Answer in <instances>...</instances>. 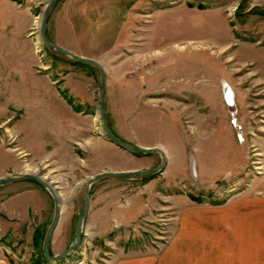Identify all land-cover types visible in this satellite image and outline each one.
Instances as JSON below:
<instances>
[{
    "label": "rangeland",
    "instance_id": "1",
    "mask_svg": "<svg viewBox=\"0 0 264 264\" xmlns=\"http://www.w3.org/2000/svg\"><path fill=\"white\" fill-rule=\"evenodd\" d=\"M47 1H32L39 11L29 31L39 67L57 76L66 69L61 67L62 60H73L39 39V15ZM77 1L92 20L88 28L81 29H88L89 34L74 35L65 23L55 25V14L65 20L66 7L76 16L77 5L73 3ZM51 10L45 25L48 40L100 59L112 133L131 146L160 147L166 162L153 174L94 181L82 242L58 261L46 260L42 251L43 237L54 214L50 193L33 180L0 185L1 261L105 264L109 250L125 242L128 233L129 245L153 239L159 247L176 229L184 196L223 201L264 174L257 141L264 140V0H59ZM73 71L86 77L77 86L83 93L90 90L96 109H92L90 122L97 124L99 131L92 129L103 138L97 110L99 74L89 64L75 65ZM227 94L234 103L229 109ZM14 116L18 117V112ZM0 126L2 176L35 172L56 188L60 216L50 253L58 254L74 241L87 178L100 165L122 161L126 153L105 137L91 136L92 150L74 146L67 161L71 164L58 167L41 145L37 151L44 155L43 162L22 150L24 144L9 120ZM230 127L234 128V139ZM135 157L140 158L139 164L150 160L146 168L161 162L158 152ZM17 160L22 167L14 171L11 167L18 164ZM142 184L149 186L152 218L134 217L129 210L133 206H127ZM109 202L112 207L104 209ZM95 215L108 216L111 221L104 224ZM104 225L113 230L106 233ZM136 230L138 237L133 235Z\"/></svg>",
    "mask_w": 264,
    "mask_h": 264
},
{
    "label": "crops",
    "instance_id": "2",
    "mask_svg": "<svg viewBox=\"0 0 264 264\" xmlns=\"http://www.w3.org/2000/svg\"><path fill=\"white\" fill-rule=\"evenodd\" d=\"M32 1L0 0V125L9 120L11 126L17 128L18 140L24 144L21 149L26 150L32 159L43 160L44 155L37 151L41 145L42 149L49 151L53 165L65 168L71 164L67 161L74 146L81 150H92L91 136L99 137L98 133L94 132L99 131L96 129L97 124L90 122L91 114L96 110L90 90L83 93V89L81 91L80 86H77L78 82L86 77L73 71L75 65L82 66L87 63L62 54L73 62L62 60L64 62L60 63L61 67L66 69L61 71V75H49L47 69L39 67L30 35L39 10L33 8L35 6ZM78 3L79 1L73 3L77 5L74 8L77 10L76 16L66 7L65 12H68L65 20L60 19V14L57 13L55 25L60 27L61 23H65V27L72 30L74 35L80 32L89 34L88 29H81L88 28L92 20L88 18V11H84L85 8L82 4L79 7ZM112 5L115 10L116 2ZM109 8L112 9L111 6ZM52 12L53 10L50 11L49 17ZM46 35L48 37V34ZM68 50L91 57L71 48ZM96 60L101 64L100 59ZM232 92L235 98L236 91L233 89ZM15 112H18V117L14 116ZM230 132L231 138L234 139L233 127H230ZM262 140L263 137L257 141L260 142L264 169ZM9 151L7 153L10 156ZM122 151L126 153V156H122V161L114 160L111 164L100 165L97 172L148 167L150 160L139 164L140 158L135 157V154L125 149ZM55 158H58L57 161ZM17 161L18 164L11 167L14 171L22 167V162ZM3 174L1 171L0 176ZM147 187L148 184H142L139 191L132 194L128 200L127 206H133L129 210L134 217L152 218L150 215L153 214V206L150 205ZM24 192L26 191L20 193ZM181 201L176 229L170 233L165 244L156 247L153 239H146L129 245L128 233L125 242L109 250L110 258L106 259L105 264H264V174L249 182L240 193L223 201L193 200L187 196ZM110 204H105L104 209L109 210L112 207ZM95 217L104 224L111 221L108 216ZM104 226V230H108L106 233L113 230L112 227ZM136 231L133 235L138 237L140 234ZM0 264L9 263L0 260Z\"/></svg>",
    "mask_w": 264,
    "mask_h": 264
},
{
    "label": "water",
    "instance_id": "3",
    "mask_svg": "<svg viewBox=\"0 0 264 264\" xmlns=\"http://www.w3.org/2000/svg\"><path fill=\"white\" fill-rule=\"evenodd\" d=\"M58 1L59 0H48L44 9L41 11L39 15L37 32H38L40 41L46 47L53 49L56 52H59L61 54H65L76 61L90 64L97 70L99 77H100L97 110H98V116L100 119L101 131H102L103 136L107 138L110 142L115 144L116 146L123 148L133 154L158 152L161 156V162L154 167L145 168V169H130V170H117V171L103 170V171H99L94 174H91L85 182L84 191H83V203L77 214V219H76L75 228H74V241L73 243L68 245L64 250H62L58 254L50 253V242H51L52 234L57 226V223L59 221V216H60V198L56 192V188L52 185V183L49 180H46L40 174H37L35 172H24L23 174H19V175L0 177V185L11 183V182H16V181H21V180H33L36 183H38L41 187L46 189L52 196L53 201H54V214L47 228V231L43 237V243H42V251H43L44 258L46 260H52V261H58L62 259L64 256L68 255L70 252L75 251L79 247L80 243L82 242V230L85 224V220L87 217V213L89 210V204H90L89 190H90L91 184L94 181L100 178H103V177L131 178V177L153 174V173L158 172L160 169H162V167L164 166L166 162V156L164 154V151L160 147L131 146L130 144L118 138L110 130L108 123H107V114H106V109H105L106 76H105V72H104L102 65L96 59L75 54L74 52L48 40L46 33H45V25H46L51 9Z\"/></svg>",
    "mask_w": 264,
    "mask_h": 264
},
{
    "label": "bare ground",
    "instance_id": "4",
    "mask_svg": "<svg viewBox=\"0 0 264 264\" xmlns=\"http://www.w3.org/2000/svg\"><path fill=\"white\" fill-rule=\"evenodd\" d=\"M223 84H224V86L227 85L225 82H223ZM227 89H228V88H227ZM229 89H230V88H229ZM224 90H226V88H224ZM227 97H228V99H230V96H229L228 94H227ZM229 105H230L229 107L231 108V107H233L234 103L230 100V101H229Z\"/></svg>",
    "mask_w": 264,
    "mask_h": 264
},
{
    "label": "trees",
    "instance_id": "5",
    "mask_svg": "<svg viewBox=\"0 0 264 264\" xmlns=\"http://www.w3.org/2000/svg\"><path fill=\"white\" fill-rule=\"evenodd\" d=\"M193 200H202V198H200L199 196H194V195H191L190 196ZM36 238V237H35ZM44 257V256H43Z\"/></svg>",
    "mask_w": 264,
    "mask_h": 264
},
{
    "label": "flooded vegetation",
    "instance_id": "6",
    "mask_svg": "<svg viewBox=\"0 0 264 264\" xmlns=\"http://www.w3.org/2000/svg\"><path fill=\"white\" fill-rule=\"evenodd\" d=\"M227 87H228V85H227ZM228 93H229V91H228Z\"/></svg>",
    "mask_w": 264,
    "mask_h": 264
}]
</instances>
